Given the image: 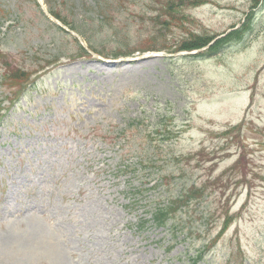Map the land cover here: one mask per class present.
<instances>
[{
	"label": "rangeland",
	"instance_id": "rangeland-1",
	"mask_svg": "<svg viewBox=\"0 0 264 264\" xmlns=\"http://www.w3.org/2000/svg\"><path fill=\"white\" fill-rule=\"evenodd\" d=\"M42 1L101 49L146 43L160 30L154 16L164 2ZM33 3L0 0V52L25 69L76 49ZM183 12L188 31L238 34L203 56L72 60L6 112L0 264H190L201 251L194 264H264V0H207ZM164 34L188 35L181 27ZM6 93L0 89L3 104ZM161 116L185 128L156 148L143 133ZM138 159L157 166L135 171ZM163 175L171 184L145 190ZM191 183L203 195L156 225V201ZM227 214L230 226L205 248Z\"/></svg>",
	"mask_w": 264,
	"mask_h": 264
},
{
	"label": "trees",
	"instance_id": "trees-1",
	"mask_svg": "<svg viewBox=\"0 0 264 264\" xmlns=\"http://www.w3.org/2000/svg\"><path fill=\"white\" fill-rule=\"evenodd\" d=\"M213 37L210 36H206V35H191V39L190 41L187 43L188 47H201L206 45L209 41L212 40ZM221 43V40L214 42L211 46H210V50L211 51H215Z\"/></svg>",
	"mask_w": 264,
	"mask_h": 264
}]
</instances>
